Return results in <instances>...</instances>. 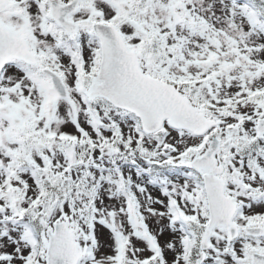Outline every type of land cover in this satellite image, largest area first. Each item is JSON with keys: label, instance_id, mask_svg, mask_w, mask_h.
Here are the masks:
<instances>
[{"label": "snow or ice", "instance_id": "obj_1", "mask_svg": "<svg viewBox=\"0 0 264 264\" xmlns=\"http://www.w3.org/2000/svg\"><path fill=\"white\" fill-rule=\"evenodd\" d=\"M0 264H264V0H0Z\"/></svg>", "mask_w": 264, "mask_h": 264}]
</instances>
